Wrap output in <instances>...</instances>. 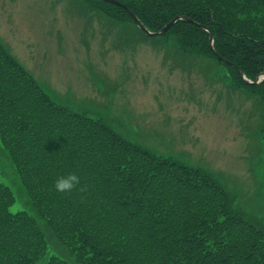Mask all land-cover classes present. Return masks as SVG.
<instances>
[{"label": "trees", "instance_id": "obj_1", "mask_svg": "<svg viewBox=\"0 0 264 264\" xmlns=\"http://www.w3.org/2000/svg\"><path fill=\"white\" fill-rule=\"evenodd\" d=\"M68 1L79 12L80 2L96 8L112 24H135L113 3ZM117 1L152 32L177 15L208 27L216 54L209 33L186 20L152 37H168L185 56L217 61L225 84L264 103V0ZM223 60L248 80L262 78L248 84ZM53 92L0 41L1 147L32 209L75 263L264 264V222L236 208L210 171L130 141L100 117L56 102ZM70 172L85 191H55L57 178ZM14 200L0 183V264H71L47 254L44 232L27 211L10 210Z\"/></svg>", "mask_w": 264, "mask_h": 264}, {"label": "rangeland", "instance_id": "obj_2", "mask_svg": "<svg viewBox=\"0 0 264 264\" xmlns=\"http://www.w3.org/2000/svg\"><path fill=\"white\" fill-rule=\"evenodd\" d=\"M43 1L0 0V41L47 91L53 89V100L100 117L158 155L210 171L236 208L264 222V103L225 84L222 64L183 55L168 37L147 36L133 23L112 24L82 2L79 12L66 0ZM48 7V17L38 13ZM206 62L209 69H201ZM127 63L135 64L128 68ZM182 65L194 69H176ZM181 71L194 75L181 78ZM124 111L127 125L116 119ZM190 112L199 118L188 127L179 117ZM0 183L15 197L10 210H25L35 218L47 239V254L77 264L32 209L1 144Z\"/></svg>", "mask_w": 264, "mask_h": 264}, {"label": "water", "instance_id": "obj_3", "mask_svg": "<svg viewBox=\"0 0 264 264\" xmlns=\"http://www.w3.org/2000/svg\"><path fill=\"white\" fill-rule=\"evenodd\" d=\"M104 1H107V2H110V3H113L115 5H118V6H121L122 8L124 9H127V12L129 13V15L131 16V18L133 19L134 23L140 28V30H142L146 35L148 36H156V35H162L164 34L177 20L179 19H182V20H186L190 23H194L198 26H200L202 29H204L205 31H207L209 33V47L211 49V51L213 52V54H216V51L214 50V47H213V36L211 34V32L209 31V29L206 27V26H203V25H200L196 22H194L191 18L187 17V16H184V15H177L175 16L174 18H172L166 25H164L161 29H159L158 31L156 32H151L150 30H148L143 24L142 22H140V20L138 19V17L134 14V12L128 8L125 7V5L123 4H120L117 0H104ZM220 58V57H219ZM226 64L230 65L231 63H228L227 61L223 60ZM233 67H235L239 74H240V77L241 79L248 83V84H253V83H257L261 80L262 76H258V78L255 80V81H251V80H248L244 73L242 72V70H240L237 66L231 64Z\"/></svg>", "mask_w": 264, "mask_h": 264}, {"label": "crops", "instance_id": "obj_4", "mask_svg": "<svg viewBox=\"0 0 264 264\" xmlns=\"http://www.w3.org/2000/svg\"><path fill=\"white\" fill-rule=\"evenodd\" d=\"M50 19V18H49ZM135 63H127L125 66H128V68H130V66L131 65H134ZM209 62H206L205 64H204V66L201 68V69H209ZM213 67H215V64L213 63ZM176 69H181V70H188V69H194V68H192V67H190L189 65L188 66H185V65H182V66H178ZM125 70H126V68H125ZM126 73H128V74H131V73H129V72H126ZM179 75H180V77L181 78H183V76L184 75H186L187 77H190V76H192V75H194V73H192V72H187V71H181L180 73H179ZM206 75L207 76H210V72H207L206 73ZM34 76V75H33ZM35 77V76H34ZM117 77H119V76H117ZM36 79H37V81L40 83V84H42V81L41 80H39L37 77H35ZM126 91H128L129 92V90L127 89ZM186 91V93H188L189 91H190V89L188 88V89H186L185 90ZM125 92V91H124ZM55 92H53V95L55 96ZM120 99H125L124 97H123V95H119L118 96ZM217 97H219V96H217ZM216 97V98H217ZM53 98V97H52ZM134 98V97H133ZM217 109H214V110H212V111H216ZM128 113V111H124V115L121 117L120 115L116 118L119 122H124L125 123V125H127V123H126V121H125V114H127ZM211 113H213V112H211ZM214 114V113H213ZM168 115H170V114H168ZM163 117L165 118L166 117V114H165V112H163ZM180 118V120H182L186 125H188V127H189V125L191 124V123H194V121L196 120V118H199V113H197L196 115H194L193 113H190V114H188V115H184V116H181V117H179ZM208 118H209V116H208ZM121 125V124H120ZM187 127V128H188ZM186 128V129H187ZM116 130V129H115ZM117 132H120V131H118V130H116ZM128 132H132V130H129Z\"/></svg>", "mask_w": 264, "mask_h": 264}, {"label": "clouds", "instance_id": "obj_5", "mask_svg": "<svg viewBox=\"0 0 264 264\" xmlns=\"http://www.w3.org/2000/svg\"><path fill=\"white\" fill-rule=\"evenodd\" d=\"M55 191L59 193H71L73 190L85 191L86 188L81 185V178L75 173L70 172L57 178L54 184Z\"/></svg>", "mask_w": 264, "mask_h": 264}]
</instances>
